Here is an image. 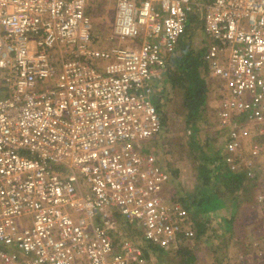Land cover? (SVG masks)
<instances>
[{
	"label": "built area",
	"instance_id": "obj_1",
	"mask_svg": "<svg viewBox=\"0 0 264 264\" xmlns=\"http://www.w3.org/2000/svg\"><path fill=\"white\" fill-rule=\"evenodd\" d=\"M111 1L118 44L104 47L90 0H0V264H147L124 224L167 252L194 245L170 173L144 148L195 14L225 88V166L264 181V0Z\"/></svg>",
	"mask_w": 264,
	"mask_h": 264
},
{
	"label": "rangeland",
	"instance_id": "obj_2",
	"mask_svg": "<svg viewBox=\"0 0 264 264\" xmlns=\"http://www.w3.org/2000/svg\"><path fill=\"white\" fill-rule=\"evenodd\" d=\"M89 14L93 19L94 34L101 43L107 47L118 44L110 39L112 25L115 19L116 7L110 0H90ZM195 20L188 22V30L182 38L186 48L182 51L179 43L176 53L171 58H182L189 54L194 57L199 66L204 69L203 79L206 83L205 107L201 117L197 120V133L187 122L183 105L182 92L173 90L169 85L158 86L156 99H160L162 105L160 115L162 117V133L151 139L144 148L145 153H155L162 165H167L173 182H170V192L176 197L192 201L193 198H201L202 179H200V167L208 163V158L217 157L222 152L225 136L219 129L218 106L222 98L220 80L210 74L205 62L204 54L208 46L203 29V20L199 14ZM170 62L166 74L173 71L174 64ZM164 79L161 81L163 82ZM167 78L165 80V83ZM224 155V154H223ZM210 166H212L210 164ZM223 186V185H222ZM221 191H225L223 188ZM259 194H264V181L251 189L248 194L242 193V202L237 204L236 210L231 205L222 211L223 216L236 214L234 231L228 234V241H223L222 229L219 219L208 227L204 237L194 240L192 246L197 258L196 264H264V201L259 203ZM244 198V199H243ZM202 218V216H199ZM197 218L201 220V218ZM125 231H130L129 236L133 241L146 249V242L138 235L134 226L124 224ZM262 253V255L259 254ZM147 264H180L181 258L172 252L150 251Z\"/></svg>",
	"mask_w": 264,
	"mask_h": 264
},
{
	"label": "trees",
	"instance_id": "obj_3",
	"mask_svg": "<svg viewBox=\"0 0 264 264\" xmlns=\"http://www.w3.org/2000/svg\"><path fill=\"white\" fill-rule=\"evenodd\" d=\"M193 19L195 20V16L190 18L191 21H194ZM181 43L180 46L183 51L187 45L182 40ZM183 55L188 56L176 58L175 60L171 59L170 64L175 63L174 70L166 74L167 81L165 83V78L160 86L167 84L173 90L179 89L182 92L187 122H190L193 131L197 133L196 123L205 107L206 83L203 79L204 69L199 66L194 57L190 56V53ZM160 99H156L159 111L162 108ZM208 159L209 165L203 163L200 167L199 178L202 179L203 188L201 198H193L190 202V200H186L188 196H185L180 201L191 215L196 231V239L201 240L208 232V227L219 219V222L222 221L219 226L225 229L222 233L223 241H228V234L234 231L236 214H230V216L225 217L222 215V211L228 205H231L232 209L236 210L237 204L242 202V193L248 194L256 184L246 179L244 175H236L230 172L225 166L223 153L221 154L220 152L217 157ZM222 188L225 191L222 192ZM199 216H202V218ZM198 217L201 220L197 219ZM153 250L161 251L163 249L147 245L146 249H144V255L147 259L150 258V251ZM176 255L181 258L180 264H196L197 258L193 247L184 248L178 251Z\"/></svg>",
	"mask_w": 264,
	"mask_h": 264
},
{
	"label": "crops",
	"instance_id": "obj_4",
	"mask_svg": "<svg viewBox=\"0 0 264 264\" xmlns=\"http://www.w3.org/2000/svg\"><path fill=\"white\" fill-rule=\"evenodd\" d=\"M111 1V0H110ZM112 2V1H111ZM203 27H204V25H203ZM188 28H189V26H188ZM204 29V28H203ZM206 38V37H205ZM207 39V38H206ZM207 42H208V39H207ZM170 62V61H169ZM169 64V63H168ZM207 66V65H206ZM208 68V67H207ZM209 70V69H208ZM220 84H221V87H222V90H221V92L223 91V93H222V97L225 95V88H223V82L222 81H220ZM222 99V98H221ZM221 101V100H220ZM218 111H219V106H218ZM218 114V113H217ZM219 129H220V127H219ZM223 134H224V136H225V142H224V146H223V148H222V152H223V154L225 153V147H226V134L223 132V131H221ZM161 164V163H160ZM162 165V164H161ZM168 172H170L169 171V169H168V167H167V165H162ZM171 173V172H170ZM171 175H172V173H171ZM173 177H171V181L173 182ZM170 186V185H169ZM168 189L170 190V188L168 187ZM168 190V191H169ZM170 192V191H169ZM176 197V196H175ZM179 201H180V197H176ZM181 202V201H180ZM182 203V202H181ZM183 204V203H182ZM184 205V204H183ZM144 250V249H143Z\"/></svg>",
	"mask_w": 264,
	"mask_h": 264
}]
</instances>
